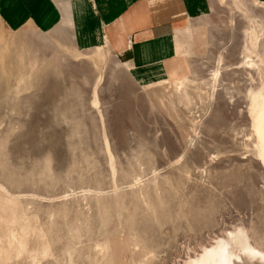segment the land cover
<instances>
[{"label": "rangeland", "instance_id": "374dc122", "mask_svg": "<svg viewBox=\"0 0 264 264\" xmlns=\"http://www.w3.org/2000/svg\"><path fill=\"white\" fill-rule=\"evenodd\" d=\"M207 4L141 84L73 23L0 21V264H187L241 231L264 252V0Z\"/></svg>", "mask_w": 264, "mask_h": 264}, {"label": "crops", "instance_id": "0c3cea01", "mask_svg": "<svg viewBox=\"0 0 264 264\" xmlns=\"http://www.w3.org/2000/svg\"><path fill=\"white\" fill-rule=\"evenodd\" d=\"M59 4L73 15L74 46H99L104 38L139 83L166 73L174 30L208 7L207 0H0V21L9 29L66 25Z\"/></svg>", "mask_w": 264, "mask_h": 264}, {"label": "bare ground", "instance_id": "6f19581e", "mask_svg": "<svg viewBox=\"0 0 264 264\" xmlns=\"http://www.w3.org/2000/svg\"><path fill=\"white\" fill-rule=\"evenodd\" d=\"M58 1L60 2L62 0ZM59 7L62 10V15L65 20L67 19V26H61V24L60 26L54 27L52 31L56 33L63 32L67 35L66 30H69L73 23V15L64 5L59 4ZM254 45L256 43L250 41V47L252 48ZM126 64L128 65L127 60ZM242 256L246 257L249 261L255 260L264 264V252L252 246L247 241V237L243 234V231L239 233L228 232L226 239H216L213 245L203 248L202 252L197 257L190 259L187 264H241L243 263Z\"/></svg>", "mask_w": 264, "mask_h": 264}]
</instances>
